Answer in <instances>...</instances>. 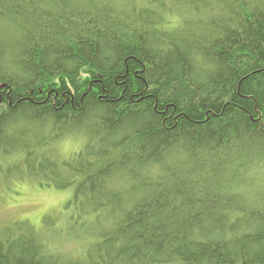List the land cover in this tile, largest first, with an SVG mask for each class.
Listing matches in <instances>:
<instances>
[{"label": "trees", "instance_id": "16d2710c", "mask_svg": "<svg viewBox=\"0 0 264 264\" xmlns=\"http://www.w3.org/2000/svg\"><path fill=\"white\" fill-rule=\"evenodd\" d=\"M4 161L0 264H264V0H0Z\"/></svg>", "mask_w": 264, "mask_h": 264}, {"label": "rangeland", "instance_id": "374dc122", "mask_svg": "<svg viewBox=\"0 0 264 264\" xmlns=\"http://www.w3.org/2000/svg\"><path fill=\"white\" fill-rule=\"evenodd\" d=\"M74 147L72 142L70 149L74 150ZM11 165L12 161L0 163V231L24 221L41 230L40 221L44 216L57 217L63 211L62 207L71 196L70 191L41 186L31 177L17 182L10 175L5 176L7 173L3 174Z\"/></svg>", "mask_w": 264, "mask_h": 264}]
</instances>
